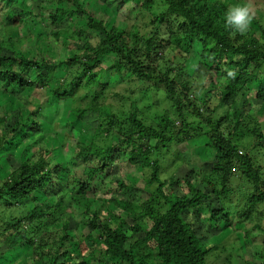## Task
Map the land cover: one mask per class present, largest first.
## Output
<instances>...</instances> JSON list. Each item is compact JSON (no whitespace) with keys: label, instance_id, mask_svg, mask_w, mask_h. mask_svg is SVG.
<instances>
[{"label":"trees","instance_id":"16d2710c","mask_svg":"<svg viewBox=\"0 0 264 264\" xmlns=\"http://www.w3.org/2000/svg\"><path fill=\"white\" fill-rule=\"evenodd\" d=\"M101 1L109 6L128 0ZM139 1L148 10L160 2L149 20L154 30H139L138 16L131 25H106L79 0H40L38 13L19 7L21 0H0V105L36 88L57 100L82 87L84 107L70 109L81 124L69 131L91 130L89 144L74 138L69 168L42 155L31 160V147L39 152L43 137L35 135L53 115L42 113L41 104L31 117L25 108L18 112L20 104L15 113L0 110V207L29 208L18 216L0 212V246H8L7 253L18 249L22 258L16 264H24L26 254L34 264H209L213 246L196 235L188 214L195 212L210 227L224 219L223 227L231 226L232 214L245 226L255 215L264 216V161L254 156L264 150L262 16L240 34L224 27V14L244 0ZM257 1L264 8V0ZM77 10L85 12L81 26L72 18ZM33 18L41 29L24 25ZM57 43L67 50L57 54L56 63L51 55ZM57 65H65L69 76L52 84ZM194 65L206 71L201 83L192 77ZM151 100L153 106L165 102L161 113L148 112ZM246 105L255 112L244 114ZM83 110L96 116L94 127ZM171 143L206 148L207 172L176 173L175 158L167 157ZM118 159L142 172V189L125 171L97 184ZM234 183L242 184L241 207L231 201ZM78 229L80 242L74 236ZM252 229L264 232L256 223L244 235L250 237ZM83 242L89 254L80 251Z\"/></svg>","mask_w":264,"mask_h":264},{"label":"rangeland","instance_id":"374dc122","mask_svg":"<svg viewBox=\"0 0 264 264\" xmlns=\"http://www.w3.org/2000/svg\"><path fill=\"white\" fill-rule=\"evenodd\" d=\"M79 2L88 12L92 13L99 19H102L106 25H111L113 23L122 24V26L131 25L132 23H134V19L136 18V16H138V23L140 25L139 30L141 31L155 29L154 27H152L151 23H149V20L153 15L151 12L157 13L160 10V2L149 10L146 8L141 9V7L136 5L139 4V0H128L122 5L114 3L109 6L101 0H79ZM39 3L40 0H21L19 7L30 9L33 13H38ZM251 3L253 4V7L256 11V17L262 16V22L264 23V8L259 10V2L257 0H251ZM234 4L237 3H233V5ZM111 9L115 10V12H113ZM140 11L144 14V16L138 15ZM72 18L77 24V26H81L86 22V16L84 11H74L72 13ZM24 25L28 28H33L36 26L41 29L37 18H33L31 22L26 21ZM12 34H16V31L14 30ZM66 50L67 48H65V46L63 47L60 43L55 44L53 49L54 52L51 55L52 60L56 63L59 62L58 60L60 58L57 56V54L61 56L62 51ZM187 64L190 65L189 62H187ZM191 69L192 77L196 79L195 81L199 83L203 82V76L206 71H204V69L201 68L199 65H194ZM51 73L52 78L54 77V79L52 80V84H55L57 79H59L60 83H63L66 76H69L68 72H66L65 65H57L56 67L51 69ZM109 84L112 86L113 80H110ZM84 92L85 90L82 87H77L72 97L51 100L49 97H46L43 89L36 88L33 91H26L23 96H15L14 98L6 100L0 105L1 111H11L12 113H15L16 108L13 109V107L17 104H20V107H18V112L25 108L23 110L24 114L28 117H31V111L33 109L35 110L36 107L41 104L43 109L41 110L42 113L44 112V110L46 113L47 109L48 115L49 113L53 115L51 118H49V116L46 118V122L38 129V132L35 135V137L38 135H42L43 137L42 142H39L37 144V147L40 148L39 152L38 149L34 146L31 147V152L33 155L31 160H35L36 158L38 159L42 155L43 157L47 158L51 157V162H53V158L57 160L56 162H65L68 168L74 164V156L71 152V145L73 146L75 142L74 138H77L85 144H89V142L91 141V130L87 131L85 127L82 128L81 131H69L71 127H74L73 124H81L80 118L76 115H72L70 113V109L72 106L76 105L82 106V108L84 107V102L82 104H80L79 102V98ZM72 99H75V101H73ZM147 102L150 105L148 112L151 115L155 113H161L160 108H164L166 105L165 102H162L164 104L157 103L153 106L152 100ZM48 105L49 108L47 107ZM83 111L88 126L94 127L96 124V116H94L91 112H86L85 110ZM244 111V114L246 113V111L253 113L255 112V110L248 105L244 106ZM42 113L37 114L41 116ZM255 115L256 114H254L253 116ZM54 131H56L57 134H55ZM60 133H65L67 136L68 145L65 148L61 146ZM23 142L25 141L23 140ZM199 148L201 149V151H197L194 147L189 146V144L187 145L186 143H183L181 145H174L171 143L170 147H168L167 149V157L169 162L175 158V161L178 164V166L175 167L176 173L178 172L182 175L186 174V171H188L189 169H192L194 172H196L197 175L200 176L203 172H207L206 167L209 166L210 158L208 157L206 148H204L202 145H199ZM45 150H49L51 156L44 153ZM241 150L244 149L241 148ZM254 153L256 161L263 163L264 150L260 152L255 150ZM173 154L175 155V157L173 156ZM75 171L78 172L79 170L77 169ZM121 171L127 172L125 174L127 180L135 182L136 186L142 189L144 184L142 172L129 165L125 161V159H118L111 163L108 170H106V175L103 177V179L98 178L97 184L100 182H103L102 184H106L108 181L112 182L110 179L114 177L121 178ZM67 175L68 177H71L69 171ZM241 185L242 184H239V186H237V184L234 183V191L230 195L232 204H236L237 207H241L243 205V197L241 195L242 193L239 192V188L241 187ZM97 200L98 199H96L95 201L99 205L100 201ZM107 208L112 209L113 212H118L113 206H109ZM4 209L5 211H3L0 207V212L3 211L7 213V215L11 213L12 215L18 216L19 214L26 212L29 208L28 204H18L17 206H11L9 208ZM77 211L79 210L77 209ZM105 212L106 211L104 210L103 213ZM201 212L203 216L207 214L206 210L202 209ZM122 215H124V213H122ZM76 219H78V217H76ZM199 219L200 217H198V215L196 216L195 212L190 213L186 216L187 221H193V227L196 230V235L202 240V242L207 247L213 246V249L206 256V260L209 264H264V232H262L261 230L252 229V233H250L252 235H250V237L245 236L243 232L244 228L246 227L248 229L255 228L256 223H259L262 229L264 230V216L255 215L251 220L247 222V226H245L242 223L237 222V218L232 214L228 219L229 222H232V225L228 227H223V222L225 221V219L221 220L219 225L214 227L208 226L205 221H201ZM68 223L71 226L74 225V216H70L68 218ZM51 229L52 227L49 226L47 229H42L41 232H49ZM47 234H49L48 236L52 237L50 233H45V236ZM74 236L75 239L79 240L80 242L83 234L78 229V231H74ZM85 245V242L80 243L81 250L80 248L79 250L82 251L84 254H89L90 249L86 248ZM7 247L8 246L5 245L0 246V264H16L14 261H19V259L22 258V254L18 251V249H13L14 253L13 251L11 253H7ZM261 255L263 256L262 262L260 259ZM34 263L35 262L33 260V255L26 254L24 264Z\"/></svg>","mask_w":264,"mask_h":264},{"label":"clouds","instance_id":"9594fccd","mask_svg":"<svg viewBox=\"0 0 264 264\" xmlns=\"http://www.w3.org/2000/svg\"><path fill=\"white\" fill-rule=\"evenodd\" d=\"M255 17L256 11L251 0H244L243 3L234 4L227 9L224 14V27L233 32L245 34L249 31ZM227 75L234 78L235 72L228 70Z\"/></svg>","mask_w":264,"mask_h":264}]
</instances>
